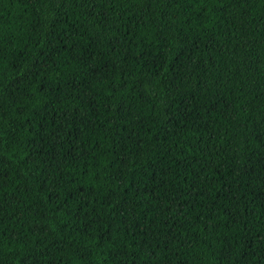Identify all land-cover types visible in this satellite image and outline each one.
I'll return each mask as SVG.
<instances>
[{"label": "trees", "instance_id": "1", "mask_svg": "<svg viewBox=\"0 0 264 264\" xmlns=\"http://www.w3.org/2000/svg\"><path fill=\"white\" fill-rule=\"evenodd\" d=\"M0 264H264V0H0Z\"/></svg>", "mask_w": 264, "mask_h": 264}]
</instances>
